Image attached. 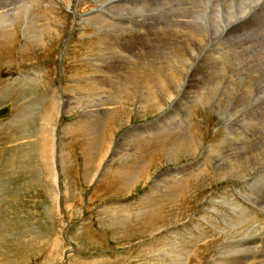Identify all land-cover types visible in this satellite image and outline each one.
I'll list each match as a JSON object with an SVG mask.
<instances>
[{"label":"rangeland","instance_id":"1","mask_svg":"<svg viewBox=\"0 0 264 264\" xmlns=\"http://www.w3.org/2000/svg\"><path fill=\"white\" fill-rule=\"evenodd\" d=\"M39 1L42 2L41 8L45 12L48 9L50 10L46 12V16H50V18L54 20V23H56L54 24L57 25V27L54 26L55 29H57L56 32L52 30L47 32L45 34V41L43 40L41 42L43 44L33 40L31 42L29 41L30 43L28 42L30 45L27 47L25 45L26 41L24 40L23 33L19 32L20 26L16 25V36L12 44L9 43L6 47H0V107L7 106L10 111L8 113L9 115L7 114L5 116L6 118L0 116V264H162L152 262L155 261L152 259V255L154 254L152 250H150L152 246H147L150 240L153 241L154 238H160L159 242L163 243L165 238L162 234L176 231L181 232L182 228L196 234L197 230L191 228V225L196 224L201 228L206 226L207 229H209V227L211 228V224H214L213 221L215 222V220L218 224H215L217 229L215 228L213 230V234L217 233V239L215 238L213 243L215 242L216 245L221 244V248L217 249L213 247L212 249V246H203L202 244L200 246L201 248L197 246L198 248L196 247L197 249H194L195 252L194 250L193 252L194 255L198 257L192 256L191 264H232L224 263L226 260L223 259V256H225V258L231 257L234 252L230 247V237H228L230 235L226 236V240L221 236H224L223 234L226 232L227 228H229L230 224H233L232 221L236 219L235 213L237 209L233 206L235 200L236 203L238 201L237 204L247 207H252V203L254 204V202H257L259 205H264V165H262V167L256 165L257 167L251 168L249 165L246 167L242 162V166H240L241 169L239 168L240 174L230 178H224L222 170L219 172L220 174L218 173L215 176L212 175V169L207 173L201 174L200 178L198 177L197 179L198 183L189 184L190 188L183 193L184 195L182 198L175 197V202L164 206V214L170 219L169 225H162L160 229H157L155 232L151 230V226L148 222L143 221V225L141 224L142 221L133 220L135 223L132 221L133 216L137 214L138 207L141 208L140 210H144L142 208H145L144 216H146V213H151L153 211L151 203L149 204L148 200L150 196L149 191L158 180L162 181V178H164L169 169H172V167L177 168L184 166L188 168L187 171H189L196 167L198 168L195 159H197L198 155L201 153L200 150L203 151L205 149L203 148L204 145H207L206 147L208 148H213L221 142L224 133L222 131L213 133L216 129H221L217 127L221 121L217 115L208 114L209 116L206 118L205 112V114H203L201 110L196 109V128H199L197 130L201 135L198 133V147L196 151L189 154L191 156L180 152L170 160L164 155H161L159 160L152 163L148 162L149 159H147L145 162L146 165L144 163L141 172L145 174L147 170L146 174L148 173V177H137L132 185H128L129 187H127L126 190L123 188L125 187V183L121 178H118V180L119 184L123 183L121 184L122 188L117 189L114 188L115 184L112 180L115 178L111 177V175L107 176L109 172L114 173L112 169L115 167L117 168L119 165L118 162L126 158L125 156H122V158L116 157L115 152H113V148L116 145L121 146V137L130 134L132 129L136 130L139 127H146L145 129H147V126L150 125L151 128V123H154L157 119L168 113L169 106L174 105L173 110L179 106V102H175L178 99H168V102L167 100L162 102L163 107L159 110L151 113H144V111L151 108H148V106L144 107L145 109L135 107L133 104L134 101L131 99L132 96L127 95V100L129 98L128 102L132 101L131 105L124 104L121 108L117 103L119 110L121 111L122 109L123 111L115 114L116 116H113V119L107 123V125L109 124V126L113 127V130H110L112 127L106 126L107 132H105L106 130L104 131L107 139H109L107 140V142H109V147L108 145L102 146L100 152L106 153L105 155H98L96 158L85 156V151H87L88 148L85 150L84 148L87 141H92L91 138L95 135L98 136L97 129L84 132V129L75 128L74 125L80 118L85 117V111L83 109L91 108V106L94 105L95 108L92 106V110L98 109V112H103L105 109L100 103L104 102L105 99L106 103L115 99H108V95L105 93V95H107L106 97L103 96L101 100L94 101L93 98L96 97L90 94L92 98L85 99L88 105H86L84 101L76 107L72 106V109L68 112L65 111L66 108L59 111L56 117L51 120V127L53 128V134L55 136L54 147H56L53 148V150L58 153L57 162L59 161V166L57 169L60 171H58L59 178L57 181L59 190V194L57 195L58 199L52 197L48 189L49 184L45 182L46 180L44 178L46 174L43 167L48 163L45 161L46 158L44 157V145L42 143L39 148L38 145H34L39 139V141L42 142V137L37 135L36 132L39 125H41V119L44 117L43 113L47 109V105L52 103V101H48V103L44 98L45 93L49 92L50 96L52 92H55V95L57 93H59L57 95H62L63 99H74L76 93L79 92L80 84L84 83L83 79L96 78L99 76L100 73L95 72V68L85 61L89 55V49L93 51L98 45L97 40L99 39L95 36V29L91 26L83 27L84 22L81 21V18L77 15L78 12L83 9L85 0H81L82 3L79 2L80 0H33L31 2L30 0H7L5 4L8 5V9L19 5L22 10L25 9L26 5H29L31 6V10L28 14L35 15L37 6L40 7V5H37ZM243 1L244 0H235V2L238 3ZM251 1L252 0H248L249 3H251ZM164 2H166L167 5L164 4ZM175 2H180V0H160L154 3L151 7L145 9L147 18L159 27L160 24L156 17L165 16L168 3ZM45 8H47V10H45ZM222 10H224L223 7ZM247 10V13L243 16L245 20L249 21L253 18L254 14H259L261 20L260 27L264 30V17L262 12L252 7ZM114 11L115 14H120L118 7L115 8L113 12ZM23 19H25V16ZM239 29H237L238 32L236 31L232 33V35L234 37H240L241 40L243 39L241 44L249 48V37H246L244 32L241 36L236 35L241 32V29ZM92 32L95 34L92 35ZM109 33H116V31L110 29L105 35H97L102 38L101 41L105 43V46H108L106 40L114 39L110 37ZM223 34H227V32L225 33L224 31ZM221 38L223 41L222 43L225 42L221 44V46L236 44L229 40L225 41L226 37L224 35H221ZM221 38L219 39L221 40ZM32 42H34V44ZM252 44L264 50V31L254 38ZM93 45L96 46L93 48ZM25 46L26 49H23ZM145 47L147 48V44ZM111 51L112 50H107V56H112V54H114ZM85 55L87 56L85 57ZM226 57L223 58L225 59ZM165 58L166 57H164V59ZM166 59L165 61L168 64V60ZM108 60L107 63L114 68V72L109 73L114 74L112 75L113 81L111 80L112 78L108 79V76H104L103 79H105V81H101L103 85L105 84L106 87H109L105 89V92H109V94H111L110 96H116L117 93H119L118 91L125 88L123 82L126 80L124 76L127 73H123V71L126 70L120 67L118 71V62H115L116 60L118 61V59L111 58ZM138 60L139 59H136V61ZM172 60L170 61L172 64H168L171 66H169V70L172 72V70L175 69L173 70V74H176L178 72L177 67L179 65V60ZM260 60L261 63H264V57H256L257 62H260ZM149 62L150 61H148V63ZM188 69L191 70L189 71ZM186 70L188 71V76H186L183 82V87L187 90H191L197 83L204 80H193L192 78H197L196 73H200L199 76H202L201 72L203 71L202 74H206L207 72L206 77L211 75V70L208 71L206 68L200 69L198 72H195L192 67ZM115 72L116 75L122 73L124 76L120 77L118 74L119 77L117 76V81ZM78 80H80V84ZM87 92L89 93V91H82V93H86V95ZM119 96H121V94L116 97L118 98ZM185 96H189V94H185ZM119 100H121V97ZM97 101L100 102L98 103ZM178 110L182 114L181 109L178 108ZM202 115L208 119L207 122ZM24 117L26 119H24ZM67 126H69V128ZM65 127H67V129H65ZM259 131L258 133H260ZM90 132L93 133L90 135ZM249 132H251L250 129L247 134ZM99 136L101 135L99 134ZM125 140L126 142L123 141V145L129 143L130 139L127 138ZM40 142H38V144ZM210 142H212L211 145ZM60 157H63V159ZM84 164L90 167V169L86 168ZM38 168L41 169L39 170ZM257 170H260L259 173ZM142 173L140 174L142 175ZM253 183H255V185H253ZM247 185H249V187ZM195 188L199 189L201 192L199 190L195 192ZM185 194L187 198H185ZM250 199H253L254 202L252 201L251 203ZM140 203H142V205ZM118 204L124 207L130 206L132 208H130V211L134 214L127 222L124 224L122 223L123 225L116 223V214H114L115 217L111 215L115 212L107 208L110 205L119 206ZM185 204L190 206L189 211L184 210L183 206H185ZM240 205L238 206V208L240 207L239 213H241V215L246 214L242 212ZM182 207L183 213L181 212ZM260 208L262 209V207ZM229 210L232 211L230 212ZM232 212H234V215L230 214ZM189 215L192 216L189 217ZM207 217L208 219L205 220ZM133 219H135V217ZM108 221H110V223ZM131 224L134 229L128 230ZM140 225H142V228H140ZM218 227L224 229L219 232L220 229ZM236 228L241 229V226L238 224ZM203 229L205 230V228ZM165 231L167 232L164 233ZM220 240L223 242H220ZM151 249H153V247ZM216 249L219 252H216ZM209 250L211 251L209 252Z\"/></svg>","mask_w":264,"mask_h":264},{"label":"bare ground","instance_id":"2","mask_svg":"<svg viewBox=\"0 0 264 264\" xmlns=\"http://www.w3.org/2000/svg\"><path fill=\"white\" fill-rule=\"evenodd\" d=\"M6 1L7 0H0L1 48L6 47L9 45V43L12 44L16 36V25L20 26L19 32L23 33L24 40L26 41L24 42L27 47L30 45L28 44L29 41L31 42L34 40L39 41L40 43L43 40L45 41V34L50 32V30L56 32L57 29H55L54 26L57 27V25H54L56 23H54V20H52L50 16H46V12L50 10L45 8V10H47L45 12L41 8L42 2H37V5H40V7L37 6L38 9L36 8V14L29 15L28 13H30L29 11L31 10V6L26 5L25 9L23 10L19 5L8 9V5L5 4ZM31 1L33 0H30V2ZM158 1L160 0H85L84 6L82 5L83 9L79 12L76 10L78 12V14H76L81 18L79 19L84 22L83 27L91 26L96 31L95 32L93 30L96 34L92 32V35L95 34V36L99 39L97 40L98 45H95L96 48L93 49V51L89 49V55L87 59L85 58V61H87V64L95 68V72L100 74L96 78L87 77L88 79H83L82 77L84 82L83 84H80V80H78L80 87H77H79L80 93H76V97L74 99H63L62 95H57L59 93L55 95V92H50V96L49 92L45 93L44 98L47 100V102L52 101V103H47V109L43 113L44 117L41 119V125H39L36 132L37 135L42 137V142H40L39 139L36 144H34L36 146L38 145V148L40 145H42V143L44 145V157L46 158L45 161L48 162L43 167V170L46 174L44 178L46 180L45 182L49 184L48 189L50 190L49 192L52 194V197L57 198V195L59 194L57 181L60 171L57 169L59 166V161L57 162L58 153H56L57 151L55 152V150H53V148L56 147H54L55 136L53 134V128L51 127V120L56 117L59 111L64 108H66L65 111H70L72 106L76 107L84 102L86 98H92V95L90 94H93V97H96L93 98L94 101L101 100L103 96L106 97L107 95L108 99H115H111L112 101L109 103H106L105 99L104 102L100 103L104 106L105 110L103 112H98V109V111L92 110V106L94 105H89L91 108L83 109L85 111V117L80 118L78 121L76 120L77 122L74 125L75 128L78 127L79 129H84V132L97 129L98 136L95 135L93 137L94 139L89 136L92 141H87L84 148V150L86 148L89 150V153L88 150L85 151V156L96 158L98 155H105L106 152H100L102 146L108 145L109 147V142H107L109 139H107L105 134V132H107L106 126H109L107 123L113 119V116H116L115 114L123 111L122 109L121 111L119 110L118 104L121 106V108L124 106V104L131 105L132 101L128 102L129 98L127 100V95L132 96L131 99L134 101L133 104L135 107L145 109L144 107L148 106V108H151L144 111V113H151L153 111L159 110L163 107L162 102H165L166 100L168 102V99H178L175 102H179V106L174 110V105L169 106L168 113L157 119L154 123H151V128L150 125L147 126V129H145L146 127H139L136 130L132 129L130 134L125 137H121V146L116 145L113 148V152H115L116 157L122 158V156H125L126 158L119 161L117 168L115 167L112 169L114 173L109 172L107 173V176L111 175V177L115 178L112 180L115 184L114 188L117 189L122 188L121 184L123 183L119 184L118 180V178H121L125 183V187L123 188L126 190L127 187H129L128 185H132L137 177H148V173L146 174L147 170L145 171V174L141 172L147 159H149L148 162L152 163L156 160H159L161 155L166 156L170 160L174 156H177V154L180 152L182 154L189 155L196 151V148L198 147L199 133L197 130L199 128H196V109L201 110L203 114L206 113V118H208V114L217 115L221 120L217 127L221 129H216L215 131L213 130V133H218L220 131L224 133L221 142L217 144L216 147L214 146L215 148H208L206 147L207 145H204L203 148L205 149L203 151L200 150L201 153L198 155V158L195 159V163L198 165V168L196 167L187 171L188 168L184 166L177 168L172 167V169H169V171L165 174L164 178H162V181L165 183L161 180H158L152 186L151 190L149 191L150 196L148 199L149 204L151 203L153 209L151 213H146V216H144L145 208H142L144 210H140L141 208L138 207L137 214L134 212L136 215L133 216L134 214L131 213L130 206L124 207L118 204L119 206L110 205L107 207L110 209V211L112 210L115 212L111 215L116 214V223L124 224L129 218H131V216H133L135 219L132 218V221H142L141 224L148 222L151 226V230L154 232L157 229H160L162 225H169L170 219L164 214V206L175 202V197L182 198L184 195L183 193H185L187 189L190 188L189 184L198 183L197 179L198 177L200 178L201 174L207 173L212 169V175L215 176L222 170V173L224 174L223 177L230 178L234 175L240 174L239 168L241 169L240 166H242V162L244 165H246V167L249 165L251 168H254L256 165H259L260 167L264 165V63H261L262 59L260 62L256 61V57H264V50H262V48H257L258 46H254L252 44L254 38L264 30L262 27H260L261 20L259 14H254L253 18L249 21H246L243 17L247 13V9H250L251 7L254 9H259L264 17V0H252L251 3H249L248 0H244L240 3L235 2V0H180V2L168 3V7L166 8L165 12L166 15L156 17L160 24L159 27L153 21L147 18L145 12L147 7H151ZM79 2H81V0ZM164 4L167 5L166 2H164ZM117 7L120 10V14H115V11L113 12V10H115ZM222 7L224 10H222ZM24 16L25 19H23ZM239 28L241 29V32L236 35L241 36L244 32L245 36L249 37V48L241 44L243 39L241 40L240 37H234L232 35V33L236 32ZM110 29L115 30L116 33H109L110 37L114 39L109 40L108 37L107 39L109 41L106 40L108 46H105V43L101 41L102 38L100 36L105 35ZM224 31L225 33L227 32V34H223ZM221 35L226 37L225 41L229 40L236 44H231V46H221V44L225 43H222L223 41ZM219 38H221V40ZM32 43L34 44V42ZM145 43L147 44V48L145 47ZM26 46L23 47V49H26ZM95 46L93 45V48ZM107 50H112L111 52L114 54H111L114 56H107ZM86 56L87 55H85V57ZM164 57L167 58L165 59L168 60V64L171 63L170 61L172 59L179 60V65L177 67L178 72L176 74H173V70L175 69H173L172 72L169 70V66L172 63L168 65ZM223 57L226 58L224 59ZM111 58L118 59V61H115L118 62V71L120 67L126 70L123 71V73H127L125 76L122 73H118L120 77L124 76L126 79L123 82L125 84V88L120 91L117 90L119 92L117 95L121 94V96L118 98L120 99L121 97V100L123 101L119 100L116 97L117 95L110 96L111 94H109V92H105V89H108L109 87H106L105 84L103 85V82L101 81H105V79H103L104 76H108V79L112 78L111 80L113 81L112 75L114 74L109 73L114 72V68L107 63V61H109L108 59ZM131 58H134L135 61L136 59L139 60L135 62L134 59L132 60ZM148 61L150 62L148 63ZM190 67H192L195 72L206 68L208 71L211 70V75L206 77L207 72L206 74H202V70V76H199L200 73H196L197 78L194 77L192 78L193 80H204L200 81V83H195L196 86L193 85L194 87L191 90H187L183 87V82L186 76H188V71L186 69ZM118 74L116 75L115 72L116 79ZM82 91H89V93L87 92L86 95V93H82ZM105 93H107V95H105ZM185 94H189V96H185ZM86 102L87 101H85V104ZM4 107L8 108L7 106ZM93 108H95V106ZM178 108L181 109L182 114L179 112ZM9 112L10 111L8 108V113ZM203 118L205 117L203 116ZM206 118L205 121L207 122L208 119ZM24 119L26 118L24 117ZM67 127L69 128V126ZM67 127H65V129H67ZM249 129L251 132L247 134ZM110 130H113V127L112 129L110 128ZM258 131L260 133H258ZM92 133L93 132H90V135ZM99 134L101 136H99ZM127 138L130 139L129 143H125V145H123V141L126 142L125 139ZM38 142L40 143L38 144ZM211 143L212 142H210V145ZM60 158L63 159V157ZM88 165L90 166L89 163ZM85 167L90 169L91 166L88 167L85 165ZM38 169L40 170L41 168ZM140 173H142V175ZM253 185H255V183H253ZM247 186L249 187V185ZM198 190L199 189L195 188V192ZM185 198H187L186 194ZM252 201L253 199L250 202L252 203ZM237 203L236 200L233 202V206L237 209L235 213L236 219L232 221L233 224H230L229 228H227L225 225L227 230L224 234L222 233L224 236H221L226 240V236L230 235L228 236L230 237V247L234 251L232 256L230 255L231 257L228 256L229 258H225V256H223V259L226 260L224 263L264 264V205H259L257 202H254V204L252 203L253 206L251 205L252 207H247ZM140 204L142 205V203ZM239 205L242 208V212L246 214L241 215V213H239ZM183 207L184 210H190L189 205L185 204ZM183 207L181 208L182 213ZM260 207H262V209ZM233 213L234 212L230 214ZM190 216L192 215H189V217ZM208 217L205 218V220H207ZM108 222L110 223V221ZM213 223L214 224H211V228L209 227V229L204 226L203 228H205V230L196 224L191 225V228H195L197 230L196 234H193L189 230L187 231L185 228H182L181 232L176 231L166 233L167 231H165L164 233L166 234H162L165 238L163 243L159 242L160 238H154L153 241L150 240L147 243V246L153 247V249H151L152 247L150 248L154 254L152 255V259L155 260L152 262L162 264H191L192 256H195L196 258L198 257L194 255V249H197V246L201 248L200 246L202 244L203 246H212V249L213 247L220 249L221 244L216 245L215 242L213 243L217 237V233L213 234V230L216 228L215 224H218V222L215 220ZM132 224L128 230L134 229ZM238 224L241 226V229L236 228ZM140 228H142V225H140ZM218 228L220 229L219 232L224 229L222 227ZM221 240L220 242H223ZM217 249L215 251L219 252ZM210 251L211 250H209V252Z\"/></svg>","mask_w":264,"mask_h":264}]
</instances>
